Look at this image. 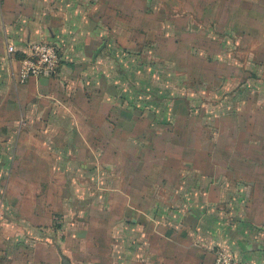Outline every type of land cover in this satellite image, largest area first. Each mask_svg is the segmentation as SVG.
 I'll return each instance as SVG.
<instances>
[{
	"label": "crops",
	"instance_id": "obj_1",
	"mask_svg": "<svg viewBox=\"0 0 264 264\" xmlns=\"http://www.w3.org/2000/svg\"><path fill=\"white\" fill-rule=\"evenodd\" d=\"M224 1L213 33L257 39L264 0ZM194 2L0 0V264H264V106L239 108L261 85L221 106L238 67L198 63L191 16L220 4ZM40 42L59 73L20 83Z\"/></svg>",
	"mask_w": 264,
	"mask_h": 264
},
{
	"label": "rangeland",
	"instance_id": "obj_2",
	"mask_svg": "<svg viewBox=\"0 0 264 264\" xmlns=\"http://www.w3.org/2000/svg\"><path fill=\"white\" fill-rule=\"evenodd\" d=\"M197 1L198 0H195L194 3H196ZM231 2L232 1L218 0V3L220 4V7H218L219 9L212 10L208 17L205 16L203 19L199 17L195 20V18L191 16V31L193 32L191 35V41L193 45L195 44V46H197L198 48H203V51H205V53H202L201 49V53L203 56H199L200 58H202L198 60V63H201V66L205 65L204 63L207 57L215 55L216 61L210 63L211 65L209 66V69L211 71H213L214 69L213 64L221 65L224 75L229 74L235 66L238 67V69L234 71V77L226 79V81H228L229 83L231 82V84H228L226 86L227 88L223 92V103L221 104V106L223 105V108L224 106L225 108L231 106L229 102L231 101V94L234 93L232 91L236 86V84L234 83L239 84L248 82L251 84L254 83V85H261V88H257L258 86H254L253 92H249V96L244 97V100L246 102L244 101V104L239 105V108L242 111L249 110L251 112L257 110L256 108H258L259 110L261 106H264V95L262 92V83H264V66H262V64L264 65V28H261L259 24L257 25L256 29L260 31L257 35V39L239 37L237 38L238 41H236V39L231 38L230 35L219 37L218 34H214V22L213 24H211L206 19L210 18L211 20H214V18H216V15H219V13L220 16H226L230 12L232 4ZM224 5H227L228 8H224ZM242 6H244L245 8L250 7V5ZM154 10L157 12L156 7H154ZM188 10L191 11L196 9L190 8L185 10V12H187ZM169 11L171 14H181V12H179L180 10L178 8V5L173 7ZM256 11L263 16V9H256ZM216 26L221 30H224V27H226L227 25L219 24ZM207 94H209V91H207ZM214 100V93H210L205 98L204 103H193L191 105V109L194 111V113H201V111H203L204 113L211 114L215 110V106L213 104ZM207 121L208 126L214 127L213 123H210V119H208Z\"/></svg>",
	"mask_w": 264,
	"mask_h": 264
},
{
	"label": "built area",
	"instance_id": "obj_3",
	"mask_svg": "<svg viewBox=\"0 0 264 264\" xmlns=\"http://www.w3.org/2000/svg\"><path fill=\"white\" fill-rule=\"evenodd\" d=\"M10 53H15L13 45L8 47ZM62 57L58 46L40 42L31 44L20 59L18 80L25 83L31 78H51L57 76L61 66ZM215 264H242L229 252L216 251Z\"/></svg>",
	"mask_w": 264,
	"mask_h": 264
}]
</instances>
